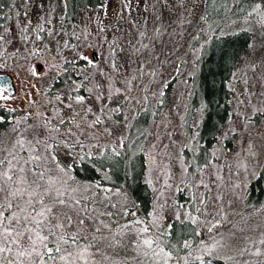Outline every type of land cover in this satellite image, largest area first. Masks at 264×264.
Masks as SVG:
<instances>
[{"label":"snow or ice","instance_id":"snow-or-ice-1","mask_svg":"<svg viewBox=\"0 0 264 264\" xmlns=\"http://www.w3.org/2000/svg\"><path fill=\"white\" fill-rule=\"evenodd\" d=\"M209 2L97 0L85 18L76 0H12L16 23L5 25L12 16L0 15V69L11 61L32 81L23 108L5 115L0 107V264H264V225L238 210L240 185L222 191L218 168L205 179L219 147L198 162L218 74L204 73L202 61L208 45L238 34L240 23L250 34L243 53H219L217 67L232 69L222 86L233 109L227 127L216 130L217 144L238 134L247 139L252 116H264V0L241 8L242 21L211 23ZM178 77L186 86L203 84L191 125L184 114L177 124L171 118L179 97L155 119ZM5 83L0 78V88ZM149 108L152 124L138 129L136 142L147 144L139 151L147 153L143 183L154 203L140 217L127 167L126 186L107 185L132 121ZM253 148L249 141L256 158ZM77 164L98 178L78 180ZM175 193L187 196L180 201ZM177 225L185 235H175Z\"/></svg>","mask_w":264,"mask_h":264},{"label":"rangeland","instance_id":"rangeland-1","mask_svg":"<svg viewBox=\"0 0 264 264\" xmlns=\"http://www.w3.org/2000/svg\"><path fill=\"white\" fill-rule=\"evenodd\" d=\"M20 2L21 0H19V4ZM19 4L17 6H19ZM88 8L89 7H85L79 11L85 12V10ZM15 11L16 8L13 7L8 9L7 11L0 10V15L12 16L11 20L4 21L5 25H11L16 23V18L14 16ZM86 15L87 13L85 12V18ZM34 18L35 17H33V19ZM20 21L23 22L22 16L20 17ZM238 21H242V18H240ZM105 23H107V21H105ZM243 27L244 25L242 23H240L237 26H234L236 31H239ZM173 59H175V57H173ZM8 64L9 66L7 68L0 69V71H4L12 75L16 86V94L14 96H7L5 93L0 92V107H3L5 109V112L3 113L5 115H8L7 109L9 108H17V110H20L21 108L24 107V104L26 102V97L29 93V85L32 83V81L29 80L23 72L18 73L15 70L11 61H9ZM184 70H185L184 66H182V71ZM182 79L183 77H178L176 82H174L171 85V87L168 89L169 92L166 103L160 109V114L155 117L157 122H159L163 114L169 113V109L172 107L175 98L179 97L178 107H176L174 112L170 113L174 124L178 123V114H184L188 120L189 125L193 123V120L195 119V113L191 115V117H189V101L191 94H188V90L190 88L192 91L194 82L192 81L190 82L189 85L186 86L183 83H181ZM180 93H184V95L181 96ZM5 96H7L8 99H3V97ZM31 98L39 99L38 97H36L34 89L31 90ZM232 100L233 97L231 94L229 101ZM229 105L231 112L233 109V104L229 103ZM154 110H155L154 108H149L147 113L148 120L147 123L144 124L143 126L137 127L135 126L137 120L132 121L134 127L128 130L127 135L129 136V144L122 151L123 153L132 154L134 152H140L139 151L140 143H144L145 148H147V144L144 141L136 142V137L138 135V129L151 126L153 120L151 113ZM239 110L245 111L244 108H240ZM142 114L143 113L139 114L138 117ZM252 120L254 121V124L251 131L248 133L247 139H245L242 135L238 134L235 139L229 137L228 139L222 141L219 145L217 144V140H216V142L211 147V149L206 153L205 160L201 164L205 163L208 159H210L211 158L210 153L212 151H216L217 148L219 147L220 149L218 153L219 159L213 161V165H215L216 167H210L209 169L206 170L205 179L207 180L209 178L207 175L208 173H215L217 168L220 169L219 175L223 178L222 180L223 187L221 190L227 192L228 190H230L231 185L239 184L240 187L235 189V194L242 197V200L237 201L238 210L243 215L248 216L249 222L252 223L253 225L256 224L264 225V195L258 204H253V205L247 204L245 201L247 196L246 192L248 185L260 174L261 169L263 168L264 165V135L261 134V130L264 129V116H261L259 114L253 115ZM227 124L228 121L226 122L223 128L227 127ZM249 141H251L254 145L253 150L257 153L256 158H253L249 155L248 152ZM146 156L147 153L145 151L144 153L145 161H146ZM245 165L246 168L244 167ZM146 172H147V168L145 170V174ZM150 190L152 193V204L150 208L151 211L154 203V193L151 188ZM174 195L176 199L180 201H184L187 196V193H183V194L175 193ZM173 231L176 236H183L186 234V229L183 226H179V225H177ZM250 235H255V233H250Z\"/></svg>","mask_w":264,"mask_h":264},{"label":"trees","instance_id":"trees-1","mask_svg":"<svg viewBox=\"0 0 264 264\" xmlns=\"http://www.w3.org/2000/svg\"><path fill=\"white\" fill-rule=\"evenodd\" d=\"M250 2L251 0H240V3L238 4L236 0H218V3L213 6L210 0L209 5L207 6L210 23L212 21L223 22L225 17H231V19L239 20L243 15L240 12V9H247ZM16 3L18 5L19 0H16ZM76 4L78 5L77 10L79 11L85 7H89L90 5L95 6L97 4V0H76ZM0 5H2L0 10L7 11L8 9L12 8V0H0ZM237 32L238 34L227 35L219 40L214 39L212 43L208 45L207 55L204 57V60H207L208 62L203 63L202 61L204 73H207L208 70L211 69L213 72L218 74L212 78L214 79L217 87L216 95L213 98L211 108L209 109L211 116L210 119L206 121L207 126L205 127L202 125L200 128L203 151L198 154L199 163H202L205 160L206 153L216 142V130L222 129L228 121V113H230L229 100L231 93L228 92L227 87L222 86V83L226 84V78L229 76V73L232 69L230 64L224 68H218L217 64L219 63V53L221 48H226L230 55L233 52L241 54L243 53L244 46L249 40L250 34L245 33L242 30ZM217 35L219 34L217 33ZM193 82L194 84L191 91L192 94L189 101V117H191V115H193L196 109L199 107L203 95V84L199 80H195ZM168 92L169 90H167L165 101L167 100ZM147 120V114L143 113L138 117L135 126L141 127L146 124L145 122H147ZM125 156L129 158L125 160ZM117 159H119L121 162L115 165V167L112 169L113 183L108 184L107 186H126L124 174L125 167H127L130 176L135 175L136 177V183L133 185V187L135 188V198L139 207L136 208L135 211L137 212V215L145 217L151 208L152 193L150 188H148L143 183V176L146 170L144 154L142 155L140 152H134L132 154L122 152L121 157H118ZM105 166H107V164ZM73 174L78 180L85 182L93 181L98 178L97 174L88 164H77L73 169ZM127 183H132V180L129 179ZM246 195L245 201L247 204H258L262 199L264 195V165L260 174L248 185Z\"/></svg>","mask_w":264,"mask_h":264},{"label":"water","instance_id":"water-1","mask_svg":"<svg viewBox=\"0 0 264 264\" xmlns=\"http://www.w3.org/2000/svg\"><path fill=\"white\" fill-rule=\"evenodd\" d=\"M0 78L6 81L4 87L0 88V92L5 93L7 96H14L16 94V86L12 75L10 73L0 71Z\"/></svg>","mask_w":264,"mask_h":264}]
</instances>
